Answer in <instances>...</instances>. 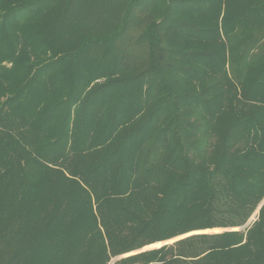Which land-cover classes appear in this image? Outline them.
I'll list each match as a JSON object with an SVG mask.
<instances>
[{
	"label": "trees",
	"instance_id": "obj_1",
	"mask_svg": "<svg viewBox=\"0 0 264 264\" xmlns=\"http://www.w3.org/2000/svg\"><path fill=\"white\" fill-rule=\"evenodd\" d=\"M88 1L0 0V264H264V0Z\"/></svg>",
	"mask_w": 264,
	"mask_h": 264
},
{
	"label": "rangeland",
	"instance_id": "obj_2",
	"mask_svg": "<svg viewBox=\"0 0 264 264\" xmlns=\"http://www.w3.org/2000/svg\"><path fill=\"white\" fill-rule=\"evenodd\" d=\"M92 3H93V1H92ZM102 3H103V0L99 4L102 6ZM106 4L108 5L109 9H108L107 12H109V13H106L105 16L102 17L103 26H102L101 22H98V23L95 22L96 17L97 18H99V17H98V14L93 11V8H92V5H91V0H89L88 2H82L81 4L78 3V4L74 5V7H72V8L74 9V11H75L77 16H79V15H84L85 16V22L83 21L84 25L82 27H83V29L84 28L88 29L87 32L92 34V33L103 31L105 29V24L106 25L114 24V21H115V18H116L115 5L113 3L110 4L108 1H106ZM100 10L102 11V8ZM93 21L95 22L96 25L93 23ZM93 61H94V59L91 60V64L92 65H93ZM99 80H102V79H99ZM259 207L253 212V214L250 216L248 221L244 225H242L240 227H225V228L214 227V228H205V229H200V230H194V231L188 232V233L183 234V235H178V236H176L174 238H171V239H168V240H160V241L152 242L150 244L144 245L143 247H141L139 249H136L135 251H132L130 253H126V254H124L122 256H126V255H129V254H132V253H137V252H140L142 250L158 248V247H161L164 244L172 243L173 241H175V240H177L179 238H182V237H184L186 235L192 234V233H218V232H221V231H224V230H239V229L243 230V229L246 228L247 224H249L253 220H255V218H256V216L258 214ZM109 264H111V262Z\"/></svg>",
	"mask_w": 264,
	"mask_h": 264
}]
</instances>
